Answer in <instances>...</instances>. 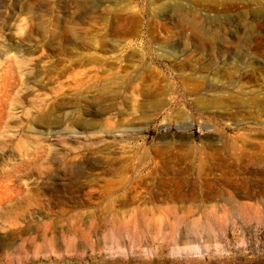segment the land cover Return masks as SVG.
I'll return each mask as SVG.
<instances>
[{
  "label": "rangeland",
  "instance_id": "1",
  "mask_svg": "<svg viewBox=\"0 0 264 264\" xmlns=\"http://www.w3.org/2000/svg\"><path fill=\"white\" fill-rule=\"evenodd\" d=\"M0 264H264V0H0Z\"/></svg>",
  "mask_w": 264,
  "mask_h": 264
}]
</instances>
